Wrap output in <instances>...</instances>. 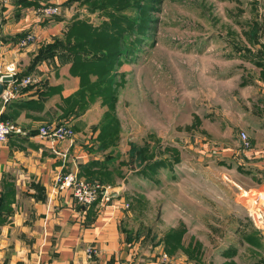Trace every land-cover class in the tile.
<instances>
[{
	"label": "rangeland",
	"instance_id": "obj_1",
	"mask_svg": "<svg viewBox=\"0 0 264 264\" xmlns=\"http://www.w3.org/2000/svg\"><path fill=\"white\" fill-rule=\"evenodd\" d=\"M8 1L0 0V12ZM41 2L30 3L28 7L36 9L44 22L57 21L60 17L66 21L61 38L74 20H83L92 27L112 23L106 14L111 6L105 0ZM149 2L148 28L142 41L133 50L134 55L128 56L129 61L123 60L112 68L116 73L114 109L97 98L81 114L75 109L63 112V96L74 89L64 83L71 88L61 94L63 104L59 116H51L46 122L66 124L71 135L63 140L67 141L75 136L73 119L85 116L89 124L83 133L91 135L89 144L98 151L96 135L100 123L106 115H115L117 139L97 154L101 157L111 153L116 158L113 165L119 167L121 174L114 173L110 181L103 183L122 185L121 193L127 205L123 229L145 250L159 247L164 251L161 255L166 254L167 258L168 254L183 253L194 259L183 249L191 242L195 244L192 257L197 254L201 264H217L221 260L220 252H236L239 248L250 264L255 257L250 248H257V253L261 245L231 232L241 225H245L246 231L255 228L247 215L251 197L257 194L254 196L248 191L258 190L260 180L225 157L224 144L230 142L231 136L235 139V133L244 132L234 126L230 131V109L241 106L245 98L250 100L243 96L239 78L252 76L254 65L261 57L258 47L264 51V0ZM53 6L57 12L51 14L48 9ZM55 51L63 57L62 70L70 80L73 76L69 67L75 53L61 47ZM77 51V56L92 54L87 48ZM10 70L17 79L35 75L26 71L28 74L18 76L14 62L8 63L3 72ZM38 83L18 87V96L34 89ZM3 101L0 99V113L7 105ZM4 121L21 129L15 121ZM145 144L149 151L157 147L156 156L149 161H146L147 153L141 150ZM239 149L243 150L241 138ZM176 152L180 161L174 163L172 157ZM131 157L134 158L131 160ZM161 159L172 163V167L170 163L157 166L153 177L140 172L146 163ZM201 216H208L207 221H198ZM173 227L183 228L185 232L182 244L168 253L162 237ZM259 231L264 244V231Z\"/></svg>",
	"mask_w": 264,
	"mask_h": 264
},
{
	"label": "crops",
	"instance_id": "obj_2",
	"mask_svg": "<svg viewBox=\"0 0 264 264\" xmlns=\"http://www.w3.org/2000/svg\"><path fill=\"white\" fill-rule=\"evenodd\" d=\"M37 2L42 3L9 0L0 12V72L14 62L18 76L27 71L39 79L34 89L23 92L0 113V117L15 121L24 132L10 135L0 143V264H201V259H189L183 253L168 254L164 261L162 248L149 251L135 242L122 226L127 208L120 189L111 194L109 203L96 202L88 207L77 204L68 190L57 189L58 174L72 171L85 179L84 166L100 156L89 144L91 135L83 133L89 124L85 116L73 119L76 131L72 140L52 143L37 134L41 123L59 116L61 94L72 86L76 88L75 79L64 76L60 52H46V46L61 38L68 23L61 17L53 22L42 21L36 9L28 7ZM27 33H33L35 40L19 47V41ZM261 49H257L261 57L254 65L252 76L239 78L241 92L250 100L245 98L241 106L230 109V131L233 126L244 131L251 148L240 152V133H235V139L231 136L230 142L224 144V152L236 166H243L244 172L260 180L259 189L251 188L248 192L257 194L251 197L250 205L255 199V206L264 209V51ZM64 83L71 87H65ZM207 217L197 220L204 222ZM238 227L231 233L261 245L257 253V248H250L255 255L250 264H264L260 231L257 228L246 231L245 225ZM89 247L96 250L91 257L85 252ZM218 255L221 260L217 264H248L239 248Z\"/></svg>",
	"mask_w": 264,
	"mask_h": 264
},
{
	"label": "trees",
	"instance_id": "obj_3",
	"mask_svg": "<svg viewBox=\"0 0 264 264\" xmlns=\"http://www.w3.org/2000/svg\"><path fill=\"white\" fill-rule=\"evenodd\" d=\"M105 1L108 6H111V10H107L106 14L109 15L112 23H104L103 25L92 27L83 20H74L68 25L64 37L56 38L52 45L47 47L46 52L49 54L60 47L69 49L71 54L75 53L74 58L70 62L69 72L75 79L76 88L66 96H63L64 106L61 107V109L64 108L63 112H70L75 109L78 114H81L82 111L87 109V105L95 102L97 98H100L102 103H108L109 107L114 109V77L116 73L112 68L123 60L125 62L129 61L128 56L134 55L133 50L139 46L144 36L143 33L148 28L146 24L148 17L146 14L149 12L147 10L148 6H150L149 0ZM86 48L92 53L91 55L85 53V55L80 54L77 56V50ZM42 51L43 49L40 50L38 56H41ZM0 119L4 120L2 117ZM117 123L115 115L108 114L104 117L96 135V149H98V151H95L96 154L99 151L106 150L115 143L117 133H115L114 129L117 127ZM155 148L149 151L148 145H143L141 150L147 153L145 156L146 161L156 156L157 150ZM173 151L175 150L173 149ZM132 158L134 157H131V160ZM115 159L109 153L84 166L83 174L85 175V180H98L103 183L110 181L114 173L121 174L119 167L113 165ZM172 159L174 163L180 161L177 152ZM166 163L162 159L148 162L141 168L140 172L146 177H153L152 173L156 167ZM170 167H172V163H170ZM184 232L185 229L183 228L173 227L164 233L162 241L168 253L174 247L182 244ZM248 240L250 241L251 239ZM194 245L189 242L183 249L190 258L197 260L200 259L197 254L192 257Z\"/></svg>",
	"mask_w": 264,
	"mask_h": 264
},
{
	"label": "built area",
	"instance_id": "obj_4",
	"mask_svg": "<svg viewBox=\"0 0 264 264\" xmlns=\"http://www.w3.org/2000/svg\"><path fill=\"white\" fill-rule=\"evenodd\" d=\"M48 11L51 12V14H54L57 12V9L53 6L49 7ZM34 40V34L29 33L19 41L20 43H18V46H23ZM2 73L12 77V80L4 83V88L0 95V99L4 100L3 105L10 103L18 96V87L32 85L38 81L37 77L34 75H26L17 79L15 78V73H13V71L11 72V70ZM19 133L24 132L13 123L0 120V143L5 142L11 134ZM37 134L39 137L48 139L52 143L63 141L71 136L69 135L70 131L68 126L63 122L62 124H43L39 126ZM240 138L242 149L249 150L251 148V143L244 132H240ZM55 183L57 184L58 190H68L73 197V200L83 207H88L96 202L109 203L111 200V194L118 189L121 190L123 188L122 185L115 187L98 181H87L79 178L77 174L72 171L58 174L55 177ZM252 205L248 209V216L253 222L255 228L264 231V209L255 206V199ZM124 207H127V205H124ZM85 252L88 257H91L96 253V250L89 247ZM162 259L166 261L167 255L163 254Z\"/></svg>",
	"mask_w": 264,
	"mask_h": 264
},
{
	"label": "water",
	"instance_id": "obj_5",
	"mask_svg": "<svg viewBox=\"0 0 264 264\" xmlns=\"http://www.w3.org/2000/svg\"><path fill=\"white\" fill-rule=\"evenodd\" d=\"M12 80V77L10 75H5L0 72V95L2 93V90L4 88V83Z\"/></svg>",
	"mask_w": 264,
	"mask_h": 264
}]
</instances>
